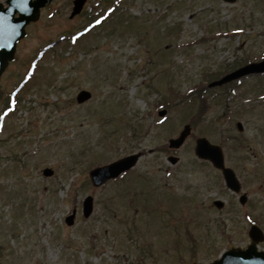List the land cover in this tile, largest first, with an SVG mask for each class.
Listing matches in <instances>:
<instances>
[{"label":"rangeland","instance_id":"374dc122","mask_svg":"<svg viewBox=\"0 0 264 264\" xmlns=\"http://www.w3.org/2000/svg\"><path fill=\"white\" fill-rule=\"evenodd\" d=\"M72 9L73 0L42 9L0 80V264H210L246 248L252 223L264 231V77L203 99L196 89L207 74L262 58L264 0H88L71 18ZM84 90L92 98L79 104ZM187 124L192 136L170 151ZM200 137L223 147L252 195L249 208L196 157ZM133 154L141 158L130 172L92 184V169Z\"/></svg>","mask_w":264,"mask_h":264},{"label":"water","instance_id":"95a60500","mask_svg":"<svg viewBox=\"0 0 264 264\" xmlns=\"http://www.w3.org/2000/svg\"><path fill=\"white\" fill-rule=\"evenodd\" d=\"M225 2L234 3L236 0H224ZM52 0H7L8 8L0 4V77L4 73L10 61L14 59L16 47L18 42L26 36V27L31 22H35L40 17L41 8L50 4ZM86 0H76L75 8L72 16L81 12ZM19 14L18 17L16 15ZM264 72V61L258 64L248 65L241 68L237 72L225 77L214 85H222L229 81L238 79L244 75L262 73ZM213 85V86H214ZM91 98L89 92L83 91L78 96V102L83 103ZM242 129L241 125H239ZM191 134V127L186 126L177 139L170 140V148H180L186 139ZM196 155L205 160L211 161L214 166L222 170L225 180L229 188L234 191L240 190V184L236 178L234 171L225 167V159L222 149L219 146L212 145L207 139H197L195 149ZM140 155H134L115 162L109 166L98 168L91 172V179L95 186H101L108 180L118 177L121 173L133 168ZM170 161L176 163L178 158L171 157ZM46 176L53 175V171L46 169L44 171ZM217 205L222 206L221 202ZM93 211V198L88 197L84 202V214L89 217ZM75 215L67 219L68 224L72 225ZM253 233H258L257 228L252 229ZM213 264H264V254H257L255 245L251 246L247 251L232 250L227 252L220 260Z\"/></svg>","mask_w":264,"mask_h":264},{"label":"flooded vegetation","instance_id":"af4514ba","mask_svg":"<svg viewBox=\"0 0 264 264\" xmlns=\"http://www.w3.org/2000/svg\"><path fill=\"white\" fill-rule=\"evenodd\" d=\"M243 193L248 195V200L245 203V205H242L243 208H249L252 204H253V200H252V195L246 191L245 189V185L244 182H242V190H241V194L239 196H241ZM263 210L260 211V213L258 214L259 217H264V208H262ZM255 213L251 212V211H247L245 212V216H254Z\"/></svg>","mask_w":264,"mask_h":264}]
</instances>
